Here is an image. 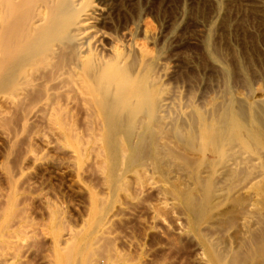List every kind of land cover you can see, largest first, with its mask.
I'll use <instances>...</instances> for the list:
<instances>
[{"label": "bare ground", "instance_id": "1", "mask_svg": "<svg viewBox=\"0 0 264 264\" xmlns=\"http://www.w3.org/2000/svg\"><path fill=\"white\" fill-rule=\"evenodd\" d=\"M115 1L0 0V95L11 104L26 102L25 119H45L60 128L70 147L68 159L58 160L61 165L77 178L94 167L98 174L91 173L103 180L99 190L82 188L81 182L87 206L72 224L62 207L34 185L23 188L22 174L17 179L5 164L9 186L0 204V264L30 263L39 239L40 245L48 241L44 264H160L161 259L149 260L150 249L117 227L131 217L143 224L144 236L163 234V216L147 194L171 212L176 232L194 244L198 264H264V92L251 88L253 65H247L264 45V0L243 5L242 14L251 15L249 20L258 22L253 28L260 29L247 33L249 41L243 39L246 53L238 56L234 48L236 70L212 43L215 33L235 31V22L240 23L229 12L236 0L215 1L202 40L204 53L230 83L239 74L251 89L238 94L229 83L233 88L228 84L203 105L191 99L183 104L179 94L163 86L168 71L161 57L135 41L124 51L110 48L107 58L94 52L91 23L114 10ZM72 106L84 114V131L69 118ZM5 132L0 128L12 140ZM52 136L44 138L47 144ZM31 159L43 162L36 155ZM29 198L43 200L44 220L36 222L27 213Z\"/></svg>", "mask_w": 264, "mask_h": 264}, {"label": "rangeland", "instance_id": "2", "mask_svg": "<svg viewBox=\"0 0 264 264\" xmlns=\"http://www.w3.org/2000/svg\"><path fill=\"white\" fill-rule=\"evenodd\" d=\"M215 1L216 0H122L121 2V0H116L115 3H118L117 7L115 4V7L111 8L115 11H110L109 9L107 13L102 14L100 19L96 21L94 20V22L91 23L92 26H94L91 29V34H93V39L96 42L95 45H97V47L95 46L94 52L98 55L100 54V56L102 55L107 58L110 56V48H116L120 51H124L125 46L130 44L132 41H135L145 50V52H149L153 55L158 54V56L161 57L160 61L163 62V64L166 66V71H168V75L163 79L161 84L163 86H166L168 90L174 91L176 92V94H179V97L183 104H185V101H189L190 99L191 101L193 100V103L197 105L208 103L209 101H212L211 99L213 98L217 99L224 92L225 87L230 83V79L228 81L227 78L222 75L221 69L216 67V65L214 66V64H212L210 60L207 59V55L206 53H204L205 51L202 45V40L208 27L207 18L210 19L212 14H214ZM236 2L234 4V7H238L241 3V7H243V9L241 8L242 12L240 11V6L238 8L235 7L237 9L232 8L233 3L232 7H230L229 12L231 17H233L235 21L238 20L240 23L236 24L237 21H233L230 16L229 19L233 21H231L233 24L235 22L234 28L237 29H235V31L238 32L240 30V34H238V32L235 35L236 32L234 30L227 33L224 30V34V31L222 32V29L219 28L217 32H222V35H217L215 33L212 38V43H215H213V48L217 49L216 52L219 53L218 55L222 54L221 56H223L225 58V61L228 62V64L225 63V65L227 64L228 67H231V69L233 66L234 69H237V64L234 58V48H236V53L238 51V56L246 53V46L244 44L245 41L243 39L248 38L247 40L249 41V36H251L256 31L255 26L258 25L257 20L254 21V19L251 18L249 20V17H252L251 15L248 16L246 14V16L245 14H242L245 13L243 12V5L248 6L249 2L247 0H236ZM119 3H121L122 5H119ZM231 10L234 11L235 15L234 13H231ZM236 10H238L239 13H236L238 12ZM243 15L248 17L247 20ZM242 17L244 21L241 19ZM241 20L244 22V26H248L246 28H243L246 31L241 29L243 27V22ZM235 25H238L240 28H237ZM259 29L260 28H258L257 26V33ZM130 30H133L132 33ZM256 32L253 35H255ZM247 33L251 34L248 36ZM243 34L246 35L241 36ZM215 36L217 39H219H215ZM224 39L226 40L224 41ZM238 39L241 41H239ZM262 45L260 44L259 48V50L262 51V54L260 53L261 57L256 56L255 60L247 64L248 68L249 66H254L248 69V76L249 78L250 76H252L253 78V75H255L254 80L252 78H250V80L252 86L251 88H257V90H254L255 92L257 91V93L264 92V45ZM241 50H243V53H240ZM248 56L249 55L247 52L246 57ZM251 63L252 65H250ZM252 69H254L255 71ZM250 73L253 74L251 75ZM239 76L240 79H238ZM232 77L233 75L230 78ZM234 77L235 80L232 79V81L234 82L231 83L239 93L237 91L235 92L240 94L242 91L243 95L247 94L251 88H249V86H244L246 84H243L244 82L242 81V76L239 74H234ZM239 80L242 84L239 83ZM236 81L239 82L236 84ZM245 87L247 89V93L245 92ZM207 100L209 101L207 102ZM25 103H21L18 105L11 104L3 96L0 95V128L1 130L4 129L7 132V135L10 134L13 137H10V139L12 140H8L3 134L1 135L0 133V204L4 200V193L7 191L9 186L5 174V164H8L11 167V170L13 168L12 173L16 174L14 176L17 179L20 178V175L22 174V177L19 179V181L21 182V180L25 179V185H21L23 188L27 189V187L29 188V186L32 188L34 185V188H37L34 190H37L38 193L42 196L45 193L44 196H46V198H48L49 200L52 199V201H54L57 205L65 210L72 224H74V222H76L75 224H77L81 216H83L85 213L84 211L86 210L88 201L86 190H83L82 188L88 186L95 188V190H99L103 186V180H101L100 175H97L98 173L92 166V168L87 169V173H84L82 176L77 178L76 175L71 171L70 167H65V164L61 165L62 163L60 162L68 159L69 154L68 152H66V149H69L70 147L65 138L63 139L64 136L60 134V128L52 124L54 128L57 127L56 129H52V125L50 126L49 124H47L48 122H44L45 119H25V117H27L26 113L28 112V106ZM69 110L70 114L72 113L71 115H69V118L72 117L70 120L75 123L79 130L84 131L85 127H83V125H85V119H83L84 114L82 113V111L78 106H72L69 108ZM82 119L84 122L82 121ZM27 121L29 122L27 123ZM54 134L56 137L54 138L52 136L53 142L47 144V140L45 141L44 138L50 141L51 135ZM43 135L48 136L43 137ZM41 137H43V139ZM65 154L67 155L65 156ZM32 155H36L40 158L39 160L43 162L47 161V164L45 162V165H43V162L40 163L39 161L32 162ZM45 155L49 156L46 157ZM65 157L67 158L65 159ZM55 158L57 159L55 160ZM58 160L60 162H58ZM90 169H94L97 174H94V172L91 173L92 170ZM17 170L19 171L18 177ZM86 174H88V176ZM93 174L95 176L97 175L98 177H94ZM72 175H75L76 179L74 177L73 179ZM85 175L86 179L84 177ZM98 181H100V183ZM80 186H82V188ZM152 196V194H147L146 199L147 201L151 202L156 211H160L159 214L161 213L160 215L163 216L164 224L163 222H161L162 225H164V227L162 228L163 234L151 231L148 232L146 236H144L146 231L143 224H140L136 218L133 219L131 217L129 218L130 220L128 219L127 222H124L122 225H117V227L119 226L118 229L123 231L126 230V235L129 238L133 240L134 238H136L134 240L135 244L140 242L144 244L145 250L146 248L150 249L149 251L147 249V257L151 261L153 260L158 262L159 259H161L159 261L160 264H198L196 261L197 251L194 244L189 239L179 235L176 232L177 225L171 216L172 214H170L171 212L169 213L168 211H166V209L164 210L162 207H160L162 205L158 204L155 196ZM29 199V201H26V204L30 206L29 210H27V213L30 214V217L36 222H38L39 220H44L45 215L43 214H45V207L43 208V200H41V203L39 198V200L37 198H33V200L32 198ZM34 200L35 202H33ZM145 215L147 216L145 210H143L142 216L145 217ZM161 223L159 224L161 225ZM143 230L145 231V233ZM39 242H41V239H39L37 244L40 249L36 247L37 252L35 249L34 254L28 256V260H30V263L28 264H44L41 257L43 250H45L46 248L45 246L48 244V241L42 239V244L45 243L43 245L41 244L42 246ZM131 252L135 253V250L131 249Z\"/></svg>", "mask_w": 264, "mask_h": 264}]
</instances>
